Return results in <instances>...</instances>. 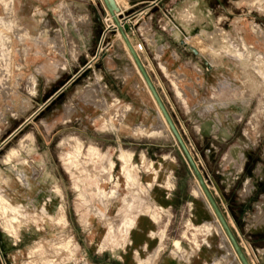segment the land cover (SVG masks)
Masks as SVG:
<instances>
[{
	"label": "rangeland",
	"instance_id": "rangeland-1",
	"mask_svg": "<svg viewBox=\"0 0 264 264\" xmlns=\"http://www.w3.org/2000/svg\"><path fill=\"white\" fill-rule=\"evenodd\" d=\"M108 4L264 264V0ZM128 50L103 0H0V264H242Z\"/></svg>",
	"mask_w": 264,
	"mask_h": 264
},
{
	"label": "water",
	"instance_id": "water-1",
	"mask_svg": "<svg viewBox=\"0 0 264 264\" xmlns=\"http://www.w3.org/2000/svg\"><path fill=\"white\" fill-rule=\"evenodd\" d=\"M103 3L105 4V6L107 7L110 15L113 17L115 23L117 24V26L119 28V31H120V34L123 37V39L125 40L128 48H129V50L131 52V55H132V57H133V59L135 61V64H136L138 70L140 71V73H141V75H142L147 87L149 88V90H150V92H151V94H152V96H153V98L155 100V102L157 103L158 107L160 108V110H161V112H162V114H163V116H164V118H165V120H166V122H167V124L169 126V129H170L173 137L175 138V140L179 144L181 150L183 151V153H184V155H185V157H186L191 169L193 170V172H194V174H195V176L197 178L198 183L201 186V189L203 190L207 200L209 201L211 207L213 208V210H214V212H215V214H216L221 226L223 227L228 239L230 240V242H231V244H232V246H233V248H234V250H235V252H236V254H237L238 258H239V260H240V262L242 264H249L247 262L245 256H244L242 250L240 249L237 241L235 240V237L233 236V233L231 232V229L229 228V226H228L223 214L221 213L217 203L215 202V200H214L213 196L211 195L210 191L208 190V188H207V186H206V184H205V182H204V180H203V178H202V176H201V174L199 172V169L197 168V166H196L195 162L193 161L189 151L187 150V147H186L185 143L183 142V140L181 138V135L177 131V129H176V127H175V125H174V123H173V121H172V119H171V117H170L165 105L163 104L159 94L157 93V90L155 89L153 83L149 79V76L147 75V73H146V71H145V69H144L139 57L135 53V51L133 49V46L129 42V40L127 38V35L121 29L119 23L117 22V20L115 18V14L112 12L107 0H103Z\"/></svg>",
	"mask_w": 264,
	"mask_h": 264
},
{
	"label": "bare ground",
	"instance_id": "bare-ground-1",
	"mask_svg": "<svg viewBox=\"0 0 264 264\" xmlns=\"http://www.w3.org/2000/svg\"><path fill=\"white\" fill-rule=\"evenodd\" d=\"M192 1H194V0H192ZM196 1V0H195ZM107 2L109 3H113L114 2V0H107ZM194 3V2H193ZM186 4V3H185ZM187 4H189V3H187ZM183 5H184V3H181V5L180 6H182L183 7ZM190 6V5H189ZM192 7V6H191ZM187 8H188V6H187ZM189 10V9H188ZM187 13H189V11H187ZM192 14V13H191ZM202 14V13H201ZM194 15V14H193ZM196 15V14H195ZM177 16V15H176ZM201 16V15H200ZM178 17V16H177ZM184 18V17H183ZM183 18H182V20H183ZM195 18V17H194ZM203 18V17H202ZM204 19V18H203ZM202 19V20H203ZM191 20H194V19H191ZM200 20V19H199ZM183 24H185L184 22H183ZM204 32V31H203ZM206 33V32H205ZM204 33V34H205ZM207 34V33H206ZM129 51V50H128ZM129 53V52H128ZM130 56V55H129ZM139 75L141 76V78H142V80L144 81V79H143V77H142V75H141V73H140V71H139ZM144 83H145V81H144ZM144 85V84H143ZM145 85H146V83H145ZM146 90H148V92H149V94H150V98H152L153 99V101H154V103L156 104V107H157V109H158V111H159V113H160V115H161V117H162V119H163V121L165 122V124L168 126V124H167V122H166V120H165V118H164V116H163V114H162V112H161V110H160V108L158 107V105H157V103L155 102V100H154V98H153V96H152V94H151V92H150V90H149V88L147 87V85H146ZM181 91V90H180ZM168 128H169V126H168ZM257 174H259V170H257V172H256V175ZM196 194V193H195Z\"/></svg>",
	"mask_w": 264,
	"mask_h": 264
},
{
	"label": "built area",
	"instance_id": "built-area-1",
	"mask_svg": "<svg viewBox=\"0 0 264 264\" xmlns=\"http://www.w3.org/2000/svg\"><path fill=\"white\" fill-rule=\"evenodd\" d=\"M134 46H135V47H137V49H138V50H141V49H142V47H141V44H140V43H139V44H135Z\"/></svg>",
	"mask_w": 264,
	"mask_h": 264
},
{
	"label": "crops",
	"instance_id": "crops-1",
	"mask_svg": "<svg viewBox=\"0 0 264 264\" xmlns=\"http://www.w3.org/2000/svg\"><path fill=\"white\" fill-rule=\"evenodd\" d=\"M140 230V229H139Z\"/></svg>",
	"mask_w": 264,
	"mask_h": 264
}]
</instances>
